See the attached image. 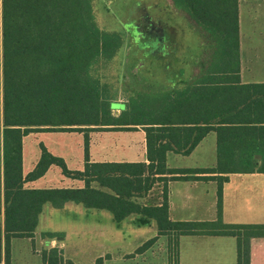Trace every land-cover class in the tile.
<instances>
[{
  "label": "trees",
  "instance_id": "1",
  "mask_svg": "<svg viewBox=\"0 0 264 264\" xmlns=\"http://www.w3.org/2000/svg\"><path fill=\"white\" fill-rule=\"evenodd\" d=\"M96 0H0V216L1 185L5 188L4 232L6 261L10 242L33 237L45 203L61 209L67 202L110 212L117 223L132 214L139 225L155 220L159 235H171L176 250L180 236L212 234L237 239V264H250V248L264 239L263 225H228L222 220L226 176L197 177L200 170L169 169L167 153L188 156L212 131L218 138V164L207 173L253 171L255 155H262L264 171V114L255 97L260 85H239V0H172V7L200 28L204 51L200 69L230 75L215 79L208 95L190 89L166 90L145 96L138 105L115 116V102L104 98V86L95 74L99 63H111L123 45L117 31L101 30L94 11ZM220 85V86H219ZM154 102L155 106H150ZM258 106V107H257ZM213 123L212 125H207ZM204 124H206L204 126ZM92 126L113 130L141 127L146 133L148 163H91L88 135ZM85 132L86 165L71 171L62 158L44 147L36 169L26 179L22 172V139L31 132ZM85 182L84 188L24 190L27 180L43 176L49 167ZM3 177V180L1 179ZM214 180L218 183L217 220L173 222L169 218V181ZM157 183L163 186L160 205L141 204ZM2 223L0 218V263ZM51 237H54L51 235ZM156 238L145 243L148 248ZM61 264L57 250L46 258Z\"/></svg>",
  "mask_w": 264,
  "mask_h": 264
},
{
  "label": "crops",
  "instance_id": "2",
  "mask_svg": "<svg viewBox=\"0 0 264 264\" xmlns=\"http://www.w3.org/2000/svg\"><path fill=\"white\" fill-rule=\"evenodd\" d=\"M239 73L236 75L239 79V85H260L264 86V0H239ZM177 11V10H176ZM187 19V18H186ZM188 20V19H187ZM187 29H184V36L187 37L189 32L197 34L200 49L195 53H190V58L177 59L174 66V88L173 90L183 91L190 89V93L200 90L205 95V107H208V95L215 87L214 80L228 77L224 73L210 72L200 69V61L203 56V37L199 27L193 25L191 21H187ZM190 25H193L190 27ZM188 50V48L186 47ZM194 58V60H190ZM175 65V64H174ZM160 67V66H159ZM163 72V71H162ZM220 86V85H219ZM264 91V87L261 88ZM255 104L260 106V111L264 114V96L255 97ZM257 106V107H258ZM123 108V109H122ZM125 109L123 102L115 103L113 114L116 110L121 113ZM120 115V114H119ZM264 117V116H262ZM209 123L207 125H212ZM206 124H204L205 126ZM264 129V123L255 125ZM87 132L88 135V159L91 163H140L147 160V145L146 133L141 127L132 130H113V126H92ZM77 134L82 141L84 148V156L81 158V165L76 170L68 167V160L64 153L58 149H54L52 145L44 141V138L49 134ZM108 133H115L120 138H124L129 134H138L140 139L138 144L123 142L121 148L111 149L106 154L99 151L93 154L94 141L93 137L96 134L103 136ZM125 134V135H124ZM85 132L79 131H41L31 132L25 135L22 139V172L23 178L32 173L42 156V148L44 147L53 156L60 157L64 160L65 165L71 171L83 172L86 165V149H85ZM34 138V140L30 138ZM171 155L182 157H195V163L189 167H171L169 159ZM256 156V155H255ZM254 156V159H255ZM261 159H262V155ZM80 157V155H79ZM167 167L169 169H190L200 170L197 177L205 178L215 175H223L228 180L223 185V203H222V220L228 225H263L264 224V171L259 168L262 165L260 161H256L253 171H221L227 173L212 174L207 173L209 169H214L218 164V138L216 132H210L188 156L167 153ZM257 160V159H255ZM3 180V177L1 178ZM24 190H52L61 188H84L85 182L69 178L64 175L62 169L56 165L49 167L47 172L36 180L25 181ZM163 184L157 185L143 198L137 199L141 204L160 205L163 202ZM168 203H169V218L173 222H211L217 220V203H218V183L214 180H199L185 179L169 181ZM71 203L67 202L61 209L55 208L52 203H45L42 211L38 216V225L34 231L33 237H16L10 242V264H20L19 257L15 253L14 244L20 242L22 244L34 247H25L24 259L22 264H48L46 258L51 257L54 250H57L62 258L61 264H68L64 259V236L58 231H51V222L54 217L55 210H66ZM76 204V203H75ZM82 206L81 204H76ZM1 206L2 214L0 216L3 227L1 239V263L6 261V242L4 232V207H5V188L1 185ZM99 210V209H87ZM106 211V210H103ZM108 212V211H107ZM110 213V212H108ZM111 214V213H110ZM112 215V214H111ZM132 221L137 223L139 215L132 214ZM113 217V215H112ZM124 219L121 223L127 220ZM114 219V217H113ZM115 221V220H114ZM116 222V221H115ZM117 223V222H116ZM117 223V224H121ZM156 225L155 220H150L145 226L153 227ZM139 225V224H138ZM143 226V225H141ZM158 235L156 241L160 237H169L173 241L171 235ZM54 236V237H51ZM154 239V238H153ZM200 239L211 241L214 248L190 249L186 254V262L180 250L182 241H192L196 243ZM152 240V239H151ZM39 244L37 246V243ZM150 241V240H149ZM147 243V242H146ZM144 245V244H143ZM179 245L178 264H237V239L233 236H217L212 234H195L190 236H180L177 240ZM177 247L176 250L177 251ZM201 253V256L199 255ZM196 255H198L196 257ZM201 258V259H199ZM33 260V261H32ZM32 262V263H31ZM250 264H264V239L255 240L250 248Z\"/></svg>",
  "mask_w": 264,
  "mask_h": 264
},
{
  "label": "rangeland",
  "instance_id": "3",
  "mask_svg": "<svg viewBox=\"0 0 264 264\" xmlns=\"http://www.w3.org/2000/svg\"><path fill=\"white\" fill-rule=\"evenodd\" d=\"M94 11L99 28L119 32L124 42L117 57L111 63H99L94 72L104 86V98L116 104L126 103L127 109L145 107V96L152 98V94L173 90L177 59L190 58L191 52L200 49L196 33L184 36L188 18L172 7V0H96ZM149 105L155 106V103L149 102ZM119 112L116 110L115 114L118 116ZM81 138L77 134L60 133L49 134L44 141L64 153L68 167L76 170L84 156ZM139 139L138 134L124 138L115 133L96 134L93 154H99L96 151L100 150L106 154L111 149L121 148L123 142L138 144ZM195 160V157L171 155L169 164L189 167ZM132 220L131 216L117 224L107 211L87 210L71 203L66 210L54 211L51 231L64 236L63 256L68 264H178L179 245L175 251L169 237H160L156 243L139 251L158 231L155 224L141 226ZM26 246L34 247L20 242L14 244L20 264ZM214 247L207 239L196 243L184 240L180 250L186 262L188 250Z\"/></svg>",
  "mask_w": 264,
  "mask_h": 264
},
{
  "label": "water",
  "instance_id": "4",
  "mask_svg": "<svg viewBox=\"0 0 264 264\" xmlns=\"http://www.w3.org/2000/svg\"><path fill=\"white\" fill-rule=\"evenodd\" d=\"M255 159L260 160L261 159V156L260 155H256L255 156Z\"/></svg>",
  "mask_w": 264,
  "mask_h": 264
}]
</instances>
